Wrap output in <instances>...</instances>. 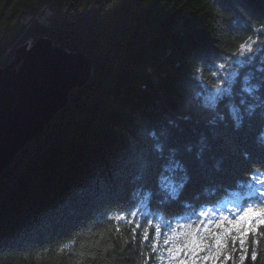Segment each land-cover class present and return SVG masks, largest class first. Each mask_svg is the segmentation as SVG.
Wrapping results in <instances>:
<instances>
[{"label":"trees","instance_id":"1","mask_svg":"<svg viewBox=\"0 0 264 264\" xmlns=\"http://www.w3.org/2000/svg\"><path fill=\"white\" fill-rule=\"evenodd\" d=\"M41 38L92 72L0 175V264H168L165 235L151 252L157 223L182 244L200 212L264 173V0H0V67ZM141 181L151 190L126 208ZM106 201L118 206L101 223Z\"/></svg>","mask_w":264,"mask_h":264},{"label":"water","instance_id":"2","mask_svg":"<svg viewBox=\"0 0 264 264\" xmlns=\"http://www.w3.org/2000/svg\"><path fill=\"white\" fill-rule=\"evenodd\" d=\"M92 63L81 52H69L41 38L20 45L0 67V172L42 132L69 100L73 88L87 82Z\"/></svg>","mask_w":264,"mask_h":264},{"label":"snow or ice","instance_id":"3","mask_svg":"<svg viewBox=\"0 0 264 264\" xmlns=\"http://www.w3.org/2000/svg\"><path fill=\"white\" fill-rule=\"evenodd\" d=\"M251 49H249L250 51ZM235 57L236 54H226ZM223 58V57H222ZM231 63V61H227ZM217 71L224 73L227 71L225 64L217 65ZM226 79L225 77H218ZM250 91V89H247ZM215 97L210 100L215 103ZM259 185H264V180L256 181ZM259 195L264 197V188L257 189ZM229 214L221 213L220 218L216 220L208 219L207 223L201 220L196 224V229L188 232H180L179 236L183 237V243L174 242L177 234L176 227H170L169 231L173 234L171 236L161 232V225L157 223L154 226L155 236L151 237V252L155 254L159 246V239L162 235L166 238L163 240L168 255V264H246V261H251L252 264L259 259V252L257 246L260 243V238H264V232L260 231L264 227V206H258L249 203L247 207L240 212L238 209L229 210ZM200 217H207L208 212H200ZM133 219L127 221L128 224L134 225L130 231L133 240L137 235L141 225L137 219V213H132ZM117 222L124 220L123 216L116 217ZM225 222L228 226H224ZM150 226L152 221L147 222ZM209 225H214L212 229ZM202 226V227H201ZM183 227V225L181 226ZM191 228V225H188ZM223 229L216 231L215 229ZM199 230V234L198 231ZM119 227L116 232H119ZM251 238V239H250ZM150 240L147 229L142 233V242L148 243ZM171 246H168L170 245ZM163 258L162 256L160 257ZM146 259H151L146 257Z\"/></svg>","mask_w":264,"mask_h":264},{"label":"bare ground","instance_id":"4","mask_svg":"<svg viewBox=\"0 0 264 264\" xmlns=\"http://www.w3.org/2000/svg\"><path fill=\"white\" fill-rule=\"evenodd\" d=\"M46 14V13H45ZM41 16H43L44 18V20H42V22H45L46 21V19H47V14H46V16L45 15H41ZM229 84H225V85H223V82L221 83V87H222V90H229V89H231L232 88V84H231V82L229 81L228 82ZM258 85V87H256V89H259V90H263L264 91V83H257ZM259 90H256V91H253V89L252 90H250V91H248L247 92V97H250V98H258V96H257V92L259 91ZM232 92V90L230 91V93ZM261 106H263V105H261L260 103L259 104H256V109H257V116H261L259 113H261V112H263L262 110H261ZM259 112V113H258ZM264 113V112H263ZM211 117H212V115H211ZM220 118V117H219ZM260 118V117H259ZM216 120L217 119H215L214 118V116H213V118H210L209 120H208V123H207V126H209V127H213V126H215L216 125ZM218 121H221L222 122V119L221 120H219L218 119ZM208 129H211V128H208ZM205 141V140H204ZM155 143H157V142H154L153 143V145L155 144ZM24 147V146H23ZM156 148H157V151H161L162 149H163V145L160 143V141H159V143H157V146H156ZM201 148H204V146L203 145H201ZM200 152H201V149H200ZM174 155H177V153H174ZM159 157H161V155L159 156ZM227 161V160H226ZM225 161V162H226ZM230 162L231 163H233V161L232 160H230ZM179 164H180V162H179ZM179 164H177V165H179ZM91 185H92V187H95V184L93 183V182H91L90 183ZM84 185L85 186H87V187H89L88 185H87V182H85L84 183ZM82 186V185H81ZM83 187V186H82ZM92 187H89V190H92ZM149 190H151V188H150V186H149V184H146V183H144L143 181H141L140 182V187L139 188H130V190H129V193L127 194V199L129 198L130 199V201H127V202H130L127 206H125L126 208H129V207H131L132 205H133V202L132 201H136V203L138 204V203H140L144 198H145V196H146V194L148 193V191ZM232 190H234V189H232ZM95 191H99V189L98 188H96L95 189ZM101 192H102V194H98L100 197L102 196V197H106V198H108V199H113L115 196H114V194H113V191H112V187H104L103 185H102V187H101ZM222 193H225V192H221L220 193V195H222ZM238 194H245V192L244 191H242V190H240L239 192H238ZM249 195V194H248ZM247 195V196H248ZM247 196H245V197H247ZM212 197V196H211ZM210 197V198H211ZM95 199L96 198H98V197H94ZM214 198V197H213ZM233 198V195H231V194H229L228 196H226L225 197V199L226 200H224V201H226L227 203H231L232 201L230 200V199H232ZM110 206H112V207H117L118 206V204H109V202L108 201H106V204H105V210H107V211H105V212H102L101 211V206L99 205L98 206V210L100 211L99 213H100V217L102 218L101 219V223H106V221L105 220H103V219H105V217H107V216H110V214H109V208H110ZM113 210H115V211H117V212H119V211H121L122 210V207L120 208H112ZM44 244V242H42L41 243V245H43ZM60 253V250L58 249V254Z\"/></svg>","mask_w":264,"mask_h":264},{"label":"rangeland","instance_id":"5","mask_svg":"<svg viewBox=\"0 0 264 264\" xmlns=\"http://www.w3.org/2000/svg\"><path fill=\"white\" fill-rule=\"evenodd\" d=\"M43 15L46 16V14H43ZM40 17H42V20H44V19H43V18H44L43 16H40ZM42 20H41V21H42ZM32 45H33V43H29V47H32ZM35 137H36V136H35ZM29 141H30V139L28 140V142H29ZM7 167H8V166H7ZM7 167H5V168H7ZM5 168H4V169H5ZM4 169H3V170H4ZM3 170L0 172V175L2 174ZM145 207H146V204H145ZM145 210H146V213H147L148 208H145ZM208 213H209V215L207 216V219L215 220V218L212 216L211 212H208ZM123 217L125 218V217H127V216L124 215ZM213 227H214V225H209V228H210V229H212ZM215 230H216V231H222V228H221V229H215ZM198 234H199V230H198Z\"/></svg>","mask_w":264,"mask_h":264}]
</instances>
